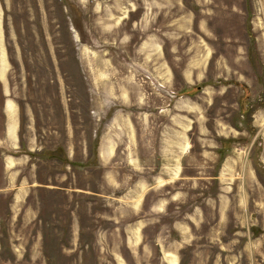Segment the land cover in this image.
Wrapping results in <instances>:
<instances>
[{
  "label": "rangeland",
  "instance_id": "374dc122",
  "mask_svg": "<svg viewBox=\"0 0 264 264\" xmlns=\"http://www.w3.org/2000/svg\"><path fill=\"white\" fill-rule=\"evenodd\" d=\"M0 264H264V0H0Z\"/></svg>",
  "mask_w": 264,
  "mask_h": 264
},
{
  "label": "water",
  "instance_id": "95a60500",
  "mask_svg": "<svg viewBox=\"0 0 264 264\" xmlns=\"http://www.w3.org/2000/svg\"><path fill=\"white\" fill-rule=\"evenodd\" d=\"M199 88L200 86H197L196 89H193L192 91L197 90ZM162 92L163 94L167 95L170 99L175 98L177 95H179L178 93H173L165 88H162Z\"/></svg>",
  "mask_w": 264,
  "mask_h": 264
},
{
  "label": "crops",
  "instance_id": "0c3cea01",
  "mask_svg": "<svg viewBox=\"0 0 264 264\" xmlns=\"http://www.w3.org/2000/svg\"><path fill=\"white\" fill-rule=\"evenodd\" d=\"M195 94V93H194ZM9 124V123H8ZM9 127V126H8ZM7 131H8V128H7ZM180 158V157H179ZM225 159V158H224ZM168 170H170V169H168ZM226 171V168H224V172ZM172 172H174V171H172ZM176 172V171H175ZM173 173V174H171V173H169V175H171V176H176V173Z\"/></svg>",
  "mask_w": 264,
  "mask_h": 264
},
{
  "label": "trees",
  "instance_id": "16d2710c",
  "mask_svg": "<svg viewBox=\"0 0 264 264\" xmlns=\"http://www.w3.org/2000/svg\"><path fill=\"white\" fill-rule=\"evenodd\" d=\"M233 139H226V140H224V143L226 142V144H229L231 141H232Z\"/></svg>",
  "mask_w": 264,
  "mask_h": 264
},
{
  "label": "built area",
  "instance_id": "2783aa9c",
  "mask_svg": "<svg viewBox=\"0 0 264 264\" xmlns=\"http://www.w3.org/2000/svg\"><path fill=\"white\" fill-rule=\"evenodd\" d=\"M92 1H98V0H92ZM104 1V0H103Z\"/></svg>",
  "mask_w": 264,
  "mask_h": 264
},
{
  "label": "bare ground",
  "instance_id": "6f19581e",
  "mask_svg": "<svg viewBox=\"0 0 264 264\" xmlns=\"http://www.w3.org/2000/svg\"><path fill=\"white\" fill-rule=\"evenodd\" d=\"M2 61H3V60H2ZM2 61H1V62H2ZM6 106H7V105H6Z\"/></svg>",
  "mask_w": 264,
  "mask_h": 264
}]
</instances>
